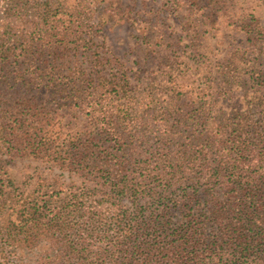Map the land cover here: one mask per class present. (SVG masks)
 Segmentation results:
<instances>
[{
  "label": "trees",
  "instance_id": "16d2710c",
  "mask_svg": "<svg viewBox=\"0 0 264 264\" xmlns=\"http://www.w3.org/2000/svg\"><path fill=\"white\" fill-rule=\"evenodd\" d=\"M117 2L7 0L0 20L16 16L33 29L15 33L4 28L5 19L1 21L0 72L20 58L36 59L37 64L55 44L74 40L79 46L85 38L77 30L91 6L104 4L100 17H109ZM9 72L5 69L0 75V84ZM42 73L36 72V80ZM250 73L253 84L264 80L259 67ZM114 84L99 76V93L92 88L95 95L88 102L100 137L114 141L112 151L100 156L87 142L77 145L69 151L68 162L59 164L73 170L76 180L52 190L43 188L44 180L37 184L36 196L20 198L16 204L13 181L0 179L3 245L14 254L24 247L36 249L33 262L14 256L8 264H264V113L257 127L250 116L229 119L218 123V139L212 135L168 147L174 156L145 163L133 155L134 145L125 143L138 128L127 107L103 110L113 101L111 92L118 93ZM80 85L67 86V95L79 92ZM164 111L165 118L172 117L164 131L171 133L180 119ZM195 115L191 121L196 128L207 125L205 110ZM144 124L149 127V120ZM1 251L7 255L4 246Z\"/></svg>",
  "mask_w": 264,
  "mask_h": 264
},
{
  "label": "rangeland",
  "instance_id": "374dc122",
  "mask_svg": "<svg viewBox=\"0 0 264 264\" xmlns=\"http://www.w3.org/2000/svg\"><path fill=\"white\" fill-rule=\"evenodd\" d=\"M190 2L176 6L169 0H118L109 17L102 18L104 4L92 5L77 30L85 38L79 46L74 40L55 44L37 64L36 59L20 58L5 66L0 75L5 69L10 72L0 84V179L13 181V203L32 199L44 180L43 188L50 190L76 180L73 170L59 164L68 162L69 151L77 145L87 142L100 156L112 151L114 141L100 137L89 113L93 109L88 102L96 89L99 93V76L113 80L118 91L111 92L113 101L103 110L127 107L138 128L125 143L134 145L133 155L145 163L174 156L168 147L212 135L218 139V123L229 119L250 116V123L259 125L264 80L253 84L250 71L264 70V0ZM6 4L0 0V12ZM3 19L8 31L33 29L16 16L2 17L0 23ZM74 82L82 84L80 91L67 95V86ZM164 110L180 119L171 133L164 131L172 123ZM197 110L208 113L206 126L196 128L191 121ZM148 120L150 126L145 127ZM1 239L0 264L14 256L29 262L36 258L35 248L10 253L13 249Z\"/></svg>",
  "mask_w": 264,
  "mask_h": 264
}]
</instances>
